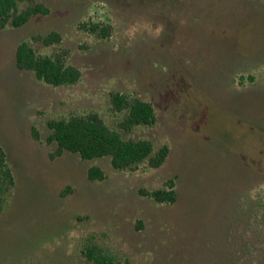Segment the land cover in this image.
I'll return each instance as SVG.
<instances>
[{
    "label": "rangeland",
    "instance_id": "obj_1",
    "mask_svg": "<svg viewBox=\"0 0 264 264\" xmlns=\"http://www.w3.org/2000/svg\"><path fill=\"white\" fill-rule=\"evenodd\" d=\"M47 16L0 30V145L13 184L0 199V264H264V0H43ZM27 3L19 4L22 10ZM108 27V36L99 29ZM56 32L59 44L34 36ZM81 72L51 87L15 64L18 45ZM113 94L156 121L124 138L166 145L161 167L115 170L48 141L51 120L96 112ZM99 168L101 181L88 170ZM159 204L140 191L167 189Z\"/></svg>",
    "mask_w": 264,
    "mask_h": 264
},
{
    "label": "trees",
    "instance_id": "obj_2",
    "mask_svg": "<svg viewBox=\"0 0 264 264\" xmlns=\"http://www.w3.org/2000/svg\"><path fill=\"white\" fill-rule=\"evenodd\" d=\"M42 1L0 0V30L8 26L18 29L26 25L34 16H47L49 9ZM21 3H27L28 6L18 10ZM98 29L99 25H95L91 30L96 32ZM99 31L103 36L109 34L108 27H101ZM32 40L48 47L59 44L61 37L58 33L51 32L43 37L34 36ZM66 55L65 51L54 57L38 55L25 41L16 49L15 64L19 70L31 72L38 81L48 86H72L79 82L81 72L67 63ZM111 106L114 112H126L116 129L107 126L96 112L49 121L47 123L50 131L48 141L55 143V154L59 156L63 152H70L78 154L82 160L86 161L108 157L115 170H132L142 163H146L151 169L161 167L169 155V148L166 145L155 150L153 143L149 140H135L122 136V132L129 133L134 127L153 125L156 121L153 106L148 102L130 99L122 94L112 95ZM87 176L90 181L104 179V173L97 167L90 168ZM12 184V174L0 145V196ZM140 193L159 204H174L177 200L172 180L168 181L167 189L140 191ZM84 257L94 264H114V258L98 247L84 251Z\"/></svg>",
    "mask_w": 264,
    "mask_h": 264
}]
</instances>
